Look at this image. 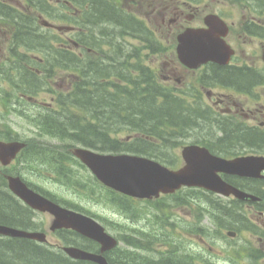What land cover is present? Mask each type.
Here are the masks:
<instances>
[{
  "label": "rangeland",
  "instance_id": "1",
  "mask_svg": "<svg viewBox=\"0 0 264 264\" xmlns=\"http://www.w3.org/2000/svg\"><path fill=\"white\" fill-rule=\"evenodd\" d=\"M201 1L206 2L200 8L204 12L200 11L202 15H205L215 2ZM119 2L123 9L144 21L151 33H154L150 38V42L154 44L153 47H144L145 45H142L143 43L135 35L120 36L119 31L113 26L104 25L101 35L107 36L104 35L107 30L109 32L113 31V39L121 42L120 46L124 51L134 53L135 49H137L140 52L138 54L141 55L142 62L145 67H148L149 73L154 74L157 83L190 93L192 90L190 85H179L173 80L169 84H164V79H162V76L167 75L170 71H174L175 77H182L186 82L197 78V72L187 75L185 74L186 71L177 63L174 48L176 45L175 37L180 30L179 27L177 25L164 26L161 16L154 15L156 11L153 9V3H156V0H119ZM49 6L53 8L51 18L44 15L42 19L58 27L71 25L67 20L63 21L56 16L60 10L68 17H75L72 11L65 12L59 5L51 4ZM235 9L241 11V14L247 12L243 5H238ZM35 16L37 17L36 13ZM234 19L237 20L238 17L236 15L230 17V20ZM39 22L40 20L37 21V24ZM1 23L0 42H2L0 44V56L2 58L1 63L3 62L4 64L5 61L10 59V56H8V44L12 27L9 22ZM7 25V31H4V26ZM234 30L236 32V28ZM52 31L38 30V32L48 35V37L54 38L55 35L58 37L59 42L55 39L47 40L52 49H60L63 46L61 44L67 39L66 36L72 37L74 32L69 33V31H64L63 29L60 31L53 29ZM106 40L108 41V39ZM65 46H67V50H75L77 54H80L79 51H81L85 60H96L100 57V54L96 51L95 53L88 51L85 53L74 46L73 49L69 44H65ZM254 48L258 49L256 42H248L246 44V51L250 52ZM104 50L109 53L112 52L110 45H106ZM20 52L22 57L26 59L35 54V70H39V72L35 73L33 78L35 89L32 95L37 99V105L34 102L29 103L26 99H23L20 101L19 110L17 112L12 111L10 104H14L15 95L18 92H23V90L31 93L33 83L28 81L26 82L28 87L25 86L17 91L14 85L18 81L13 80L12 75V78L6 77V80H2L4 75L0 76V128H9L22 139L34 137L37 148L41 149V151L44 148L52 152L53 156L42 154L41 158L38 156L35 159V164L31 162L32 166H35V180L34 174H27L35 181V185L55 199L66 202L74 206L76 210L95 217L116 238L119 239L120 237L121 239V237H124V239L128 238L131 241H135L141 247L148 246L149 251H152L148 252L149 255L163 249L158 246L159 241L157 238L159 239L158 236L167 232L169 238L175 240L180 257L183 259H187L186 256L193 258V260L192 258L189 259L190 264L191 261H193V264H264V206L259 207L260 209L240 207L237 214L238 218L242 220L238 219L239 221L231 223L227 219L225 223V227L229 226L227 228L222 226L223 216L220 210L218 211L217 209L218 205L213 206L206 203L205 207L201 206V203L197 202L196 199L187 198V195L192 191H188L187 195H185L186 192H177L169 196H162L156 200H151L149 204L147 202H137L135 209L132 208L129 211L122 209L121 204L123 203L120 198L112 197L108 192L109 190L100 185L83 165L75 160L72 155L70 156V150L80 146L79 144L68 139L58 140L40 133L41 127L40 125L38 126L39 115L46 113V109L48 114L57 110L55 99L57 96L59 98L62 97L64 93L70 90L73 80L68 74L73 71L68 70L65 72L59 68L46 65L47 54H52L53 51L46 52L36 49L35 53H30L23 48ZM116 58L119 59V57ZM161 63L167 64V71L162 70ZM2 67L7 66L5 64ZM0 72L1 74L8 73L7 69ZM193 102L194 99L192 97L189 102H185L187 107H189L190 117L195 116L194 112L197 113V105L196 103L193 104ZM3 105H5L4 108ZM191 119L189 120L190 124H188L190 127L186 128L185 125L186 130L178 133L176 138L168 143V148L164 150L166 157L175 164L170 169L182 166L181 149L183 146L200 140H212L215 137H221L218 130L209 127V125L204 126L202 124L205 128H197V120L195 117ZM194 119L196 122H192ZM129 135H132V133L127 129H123L121 133H118V138L123 139ZM35 152L37 153V149H35ZM54 160H59L60 164L55 163ZM224 201L218 200L219 203H224ZM154 205L158 207L156 208ZM161 208H164L162 212L159 211ZM161 218L164 219L163 222ZM160 222L161 224H158ZM199 229H202L201 232H199ZM228 230H238L237 237L234 239L228 238L226 236ZM142 231L152 232L151 236L143 238ZM155 240L158 243L152 244ZM122 245L119 244V246ZM125 248V246H122V249Z\"/></svg>",
  "mask_w": 264,
  "mask_h": 264
},
{
  "label": "flooded vegetation",
  "instance_id": "2",
  "mask_svg": "<svg viewBox=\"0 0 264 264\" xmlns=\"http://www.w3.org/2000/svg\"><path fill=\"white\" fill-rule=\"evenodd\" d=\"M208 1L210 3L215 2V4L209 8L205 15H202L200 11L203 12V10L200 8L206 2L201 0L199 2L197 0H156V3H153V9L156 11L154 15L161 16L164 26L177 25L180 29L179 32L188 27L197 28L199 32L211 30L215 40V42L210 43L211 46L214 48L220 46L225 54L231 53L229 59L217 57V61L197 64L196 69H189L177 61L178 65L186 71L185 74L197 72V78L186 82L182 77H175L174 71H170L167 72V75L162 76L163 83L169 84L173 80L179 85H190L192 87L190 93L173 87L174 93L184 102H189L191 97L194 99L193 104L196 103L197 105V113L195 112L197 128H205L204 126L209 125V127L218 130L220 138L200 140L197 141L198 145H209L208 150L212 154L226 159L249 157L264 159V0ZM238 5H243L247 12L241 14V11L235 9ZM234 15L238 19L230 20V17H234ZM1 22L11 23L12 33L20 34L23 31L34 33L35 0H0V25H2ZM7 27L8 25L4 26V31H7ZM234 28H236V32ZM0 31H2L1 28ZM248 42H256L258 49L246 51ZM200 44L201 37L197 36L198 49ZM23 48L30 53H35V42L25 43L10 36L8 44L10 59L3 64L0 56V71L7 69L9 73L1 74L0 72V76L4 75L2 80H6V77H13V80L18 81L14 85L17 91L21 90L20 88L23 89L26 82L33 83L31 93L23 90L22 93L18 92L15 95L14 104H10L11 110L15 112L19 110L20 101L23 99L37 105V100L32 95L35 89V82L33 81L35 77V54L26 59L22 57L20 52ZM5 64L7 67H2ZM161 67L162 70L167 71V64L161 63ZM241 78H243V83L239 82L242 81ZM4 107L5 105H3ZM238 132L250 134L252 137L249 139L235 138L236 135H239ZM130 138L126 136V140H130ZM0 142H21L24 144L7 164H2L0 161V176L4 178L3 184L0 185V199L7 207V211H2L0 214V226L30 234V236L24 237L0 233V264H14L11 260H5L2 257V252L15 248L16 251L22 253L25 250H30L32 256L58 255L66 260L71 259L63 251L66 247H75L89 253L101 254L100 244L72 229L52 228L53 216L50 213L31 208L11 192L7 178L19 177L34 193L45 194L39 186L35 185L34 181L35 166L31 164V162L35 164L34 137L22 139L9 128H0ZM27 173L34 174V180ZM224 178L235 188L251 194H264V169L260 170L257 177L227 174ZM259 198L261 197L259 196ZM224 200L222 204L227 202L226 205L230 207L233 204L256 209L264 206V199L262 198V202L250 200H236L238 201L236 202L231 196L224 197ZM61 206L68 208V205L65 204ZM228 221L232 223L239 220L234 218L228 219ZM226 222L227 219H223V227H225ZM234 232L236 233L234 238H236L238 230H234ZM151 233L148 232V234ZM162 236L164 241L159 246L163 250L160 252L167 254L171 249V244L175 247L177 245L174 239L171 240L168 237L167 232L163 233ZM171 251L173 255L178 254L174 249ZM129 252L131 259H138L143 264H149L150 259L148 257L136 255L141 253L139 247L136 249L130 245ZM102 255L108 264L117 260V253L113 250L105 251ZM71 261L75 264H95L83 260L71 259Z\"/></svg>",
  "mask_w": 264,
  "mask_h": 264
},
{
  "label": "trees",
  "instance_id": "3",
  "mask_svg": "<svg viewBox=\"0 0 264 264\" xmlns=\"http://www.w3.org/2000/svg\"><path fill=\"white\" fill-rule=\"evenodd\" d=\"M72 2L83 10L80 18L73 20V25L83 30L87 27V33H81V36L77 37V45L86 46L89 49L88 52L95 53L96 51L102 59H88L85 62L79 54L44 46L48 43L47 40L54 38L35 32V50L53 51L52 54H47L48 66L59 68L62 71H73L70 73V78L73 80L70 93L59 98L61 108L49 114L46 112L39 115L38 125L41 127V132L58 140L68 139L100 153H133L173 165L174 162L164 159L166 158L164 150L168 148V143L174 140L178 133L190 127L188 124L192 117H190L189 110L174 91L156 83L154 77L143 66L141 55L138 54L140 52L137 49L134 54L124 51L120 46L121 42L113 39V31L107 30L104 33L111 38L101 35V32L104 25L113 26L119 29L120 36L136 34V37L140 36L146 44L150 41V34L138 19L120 11L113 12L111 5H107V2L103 0H72ZM87 5L89 8L85 11ZM28 39L29 36L24 42ZM56 41L59 42L58 38ZM106 45L111 46V53L104 50ZM129 58L134 59V62L132 63ZM241 80L239 82L243 83V78ZM123 128L137 136L128 142L118 140L115 134ZM238 134L235 138L249 139L252 137L250 134L240 132ZM158 141L164 145L159 147ZM45 153L52 154L50 150ZM54 162L60 164L59 160H54ZM108 192L112 197L120 198L123 203L121 204L122 209L130 210L129 199ZM192 193L197 195V201L201 205L206 206V203H211L213 206L218 205L217 209L222 213L223 219L238 218L237 213L240 209L236 206L229 208L217 204L210 194ZM255 195L264 199V194ZM2 211H7V207L0 199V214ZM129 242L128 239H124L126 245H130ZM25 251L18 252L16 248L3 250L2 257L5 260H11L14 264H75L58 255L32 256L30 250ZM118 254L116 262H111V264H139L138 262L143 264L138 259H131L126 250L119 251ZM186 258L168 257L166 261L190 264L189 259L192 257Z\"/></svg>",
  "mask_w": 264,
  "mask_h": 264
},
{
  "label": "water",
  "instance_id": "4",
  "mask_svg": "<svg viewBox=\"0 0 264 264\" xmlns=\"http://www.w3.org/2000/svg\"><path fill=\"white\" fill-rule=\"evenodd\" d=\"M195 36H197L195 32L188 31L178 38L180 42L177 49L179 59L189 67H195L197 64V48L193 44ZM208 60H214V55L211 51L203 50L200 54V62ZM20 147L21 145L17 143H0L1 161L6 163ZM73 154L102 184L122 194L139 199L157 198L160 193H173L181 186H187L205 188L225 196L232 194L242 200H255L254 197L226 184L218 176V173L257 177L260 170L264 169V159L262 158L250 157L227 161L215 157L205 148L197 146L183 148L181 155L185 164L176 171L169 170L155 161L134 155L99 154L84 148H75ZM9 186L31 207L53 214L55 216L53 227L72 228L101 243L102 250L110 249L115 245V241L105 234L103 228L96 222L83 215L63 210L34 194L18 178H9ZM0 232L22 235L21 232L7 231L2 228H0ZM23 234L29 236V234ZM66 252L72 258L106 264L104 258L99 255H91L74 248H68Z\"/></svg>",
  "mask_w": 264,
  "mask_h": 264
}]
</instances>
